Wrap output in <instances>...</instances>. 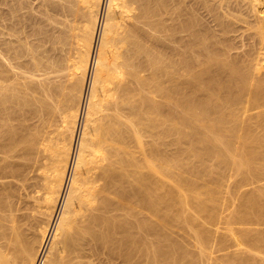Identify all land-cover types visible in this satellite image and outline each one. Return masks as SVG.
Here are the masks:
<instances>
[{"label":"bare ground","instance_id":"bare-ground-1","mask_svg":"<svg viewBox=\"0 0 264 264\" xmlns=\"http://www.w3.org/2000/svg\"><path fill=\"white\" fill-rule=\"evenodd\" d=\"M0 182V264H264V0H0Z\"/></svg>","mask_w":264,"mask_h":264},{"label":"rangeland","instance_id":"rangeland-1","mask_svg":"<svg viewBox=\"0 0 264 264\" xmlns=\"http://www.w3.org/2000/svg\"><path fill=\"white\" fill-rule=\"evenodd\" d=\"M67 91H68V90H67ZM19 115H20V111H19V112L16 114V116H17V119L15 120V124H17V125H18V124H20V123H19V122H20V120H18V119H19V117H20ZM190 177H191V176H190ZM192 179H193V180H195V178H192ZM5 181L11 182V181H12V179H7V180L5 179ZM5 181H4V180H2L1 182H5ZM1 182H0V183H1Z\"/></svg>","mask_w":264,"mask_h":264}]
</instances>
